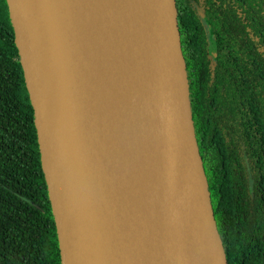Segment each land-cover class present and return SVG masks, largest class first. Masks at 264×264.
<instances>
[{
  "label": "water",
  "instance_id": "water-1",
  "mask_svg": "<svg viewBox=\"0 0 264 264\" xmlns=\"http://www.w3.org/2000/svg\"><path fill=\"white\" fill-rule=\"evenodd\" d=\"M6 4L60 264H228L196 142L175 0ZM85 27L111 46L87 48ZM95 70L131 82L108 88Z\"/></svg>",
  "mask_w": 264,
  "mask_h": 264
},
{
  "label": "trees",
  "instance_id": "trees-1",
  "mask_svg": "<svg viewBox=\"0 0 264 264\" xmlns=\"http://www.w3.org/2000/svg\"><path fill=\"white\" fill-rule=\"evenodd\" d=\"M191 117L228 264H264V0H175ZM0 264H60L33 109L0 0Z\"/></svg>",
  "mask_w": 264,
  "mask_h": 264
},
{
  "label": "bare ground",
  "instance_id": "bare-ground-1",
  "mask_svg": "<svg viewBox=\"0 0 264 264\" xmlns=\"http://www.w3.org/2000/svg\"><path fill=\"white\" fill-rule=\"evenodd\" d=\"M84 34L87 38V48H103L108 49L111 46V43L100 34H96L92 32L89 28H84ZM93 76L102 83L106 85L108 88H121L126 87L131 82V78L124 74H116V73H101L98 70L93 72ZM141 167V166H140Z\"/></svg>",
  "mask_w": 264,
  "mask_h": 264
}]
</instances>
